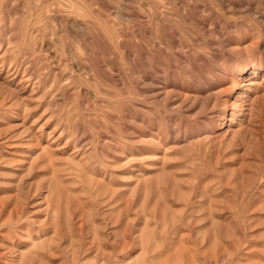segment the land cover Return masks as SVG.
Here are the masks:
<instances>
[{
  "label": "rangeland",
  "instance_id": "374dc122",
  "mask_svg": "<svg viewBox=\"0 0 264 264\" xmlns=\"http://www.w3.org/2000/svg\"><path fill=\"white\" fill-rule=\"evenodd\" d=\"M0 264H264V0H0Z\"/></svg>",
  "mask_w": 264,
  "mask_h": 264
},
{
  "label": "bare ground",
  "instance_id": "6f19581e",
  "mask_svg": "<svg viewBox=\"0 0 264 264\" xmlns=\"http://www.w3.org/2000/svg\"><path fill=\"white\" fill-rule=\"evenodd\" d=\"M206 136V135H205Z\"/></svg>",
  "mask_w": 264,
  "mask_h": 264
}]
</instances>
